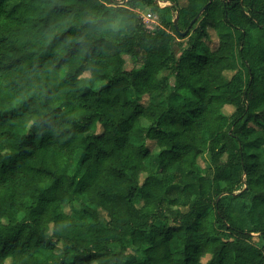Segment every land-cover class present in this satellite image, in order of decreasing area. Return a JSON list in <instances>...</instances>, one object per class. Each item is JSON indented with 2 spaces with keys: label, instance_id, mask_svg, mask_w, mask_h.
<instances>
[{
  "label": "trees",
  "instance_id": "obj_1",
  "mask_svg": "<svg viewBox=\"0 0 264 264\" xmlns=\"http://www.w3.org/2000/svg\"><path fill=\"white\" fill-rule=\"evenodd\" d=\"M183 1L148 0L158 33L167 29L171 35L162 50L153 41L144 46L152 65L146 74H138L141 65L130 50V69L124 57L106 84L66 94V107L88 113L73 127V139L87 132L77 174L80 167L86 171L79 181L54 170L55 156L68 143L57 144L55 132L67 122L65 114L46 113L22 134L16 122L31 105L11 106L16 80L0 86V189L8 186L9 209L27 212L19 224L0 231V256L27 232L37 247L53 253L60 247V258L46 257L43 264H264V115L252 110L264 101V0ZM47 3L52 0H0V80L29 62L30 45L21 35L27 19L17 13L23 6L25 12L39 11L41 19ZM209 31L217 37L214 49L205 43ZM173 37L180 43L172 46ZM238 62L247 70L233 77L241 88L221 91L208 69ZM43 67L42 59L33 71ZM156 69L166 75L156 80ZM230 73L229 68L222 78ZM204 75L212 78L189 83ZM244 83L251 85L246 96L240 95ZM233 105L231 115L222 113ZM141 120L149 123L138 127ZM50 148L51 167L29 166ZM22 174H30V181L18 182ZM44 179L51 185L34 186ZM66 196L67 214L59 208ZM53 214L57 224L70 221L71 240L59 228L51 236L39 234L42 218Z\"/></svg>",
  "mask_w": 264,
  "mask_h": 264
},
{
  "label": "clouds",
  "instance_id": "obj_2",
  "mask_svg": "<svg viewBox=\"0 0 264 264\" xmlns=\"http://www.w3.org/2000/svg\"><path fill=\"white\" fill-rule=\"evenodd\" d=\"M14 2H20V0H14ZM28 3L29 0H23L24 5ZM3 7L11 8L12 3H6ZM41 8L45 9L41 19H37L41 13L33 12L31 8L25 12L22 6L17 13L27 19V23L22 26L21 35L23 41L30 45L27 48L30 58L18 72L0 80V86L6 85L9 80H16L19 88L12 97L11 106L28 108L31 105L29 110L22 112L16 122L18 127L23 129L22 134L34 128L45 118L46 113L59 109L65 114L64 118L67 122L60 124L55 132L59 137L57 144L68 143L67 147L55 156L57 168L54 170L57 174L64 172L68 177L75 176L79 181L86 171V168L80 167L77 174L78 162L83 151L81 140L87 132L73 139V127L74 122L88 113L77 106H73L72 109L66 107V94H79L77 90L96 89L106 84L109 78L116 75V71L130 50L136 52L137 62L141 65L137 69L138 74H146L147 69L152 65L145 59L144 46L153 41L160 44V49L157 50H162V42L166 41L171 33L167 29H162L163 35H160L155 26L146 23L145 17L154 15L153 6L148 3V0H52V3L42 4ZM32 24H35V27H31ZM177 43L180 42L173 37L172 46ZM190 43L186 38L185 47H188ZM42 54H47V59H44ZM42 59L44 67L41 71L34 72L36 64ZM229 68L230 75L227 79H223L225 71ZM208 71L212 73V77L216 78L215 83L223 91L225 86L241 88V82L234 81L233 77H239L242 73L246 76L247 70L241 68L238 62L236 67L221 64ZM153 75L156 80H159L166 73L162 74L159 69H156ZM212 77L192 76L189 83L195 84L197 80L204 83ZM250 86V83H244L240 95L246 96ZM180 94L188 96V92L183 88L180 89ZM245 108H250V105H245ZM236 110V106L233 105L232 112ZM252 110L256 114L264 115V101ZM148 123L149 121L141 120L138 127ZM3 151L7 152L8 149ZM53 151L50 148L47 153H38L29 166L51 167ZM17 181L29 182L30 174H22ZM33 183L36 188L44 189L51 185L52 181L44 179ZM8 194V186L0 189V201H3L0 203V231L19 224L27 217L24 209L7 207ZM22 202L27 205L31 201L26 195ZM69 207V199L66 196L59 208L67 214ZM54 218L55 214L52 217L42 218L39 223V234L51 236L59 228L67 230L62 234L71 240L74 233L70 227V221L64 220L57 224ZM13 242L15 247L0 256V264H43L46 257L60 258L58 253L37 247L36 238L29 240L27 232ZM213 247L215 246L208 248L207 255L211 256ZM47 264H51V260Z\"/></svg>",
  "mask_w": 264,
  "mask_h": 264
},
{
  "label": "rangeland",
  "instance_id": "obj_3",
  "mask_svg": "<svg viewBox=\"0 0 264 264\" xmlns=\"http://www.w3.org/2000/svg\"><path fill=\"white\" fill-rule=\"evenodd\" d=\"M179 4L181 5V6H183L185 3H184V1L183 0H179ZM160 5H162L163 6V4L162 3H160ZM145 21H146V23L147 24H150V25H152V26H155L156 27V21H155V19H152V18H150L149 16H146L145 17ZM205 43L208 45V47L209 48H211V49H214L215 47H216V45H217V37H216V35H215V33L213 32V31H209V39H207V40H205ZM178 54H179V50H178V52H177ZM125 59H126V62H127V64H126V69L128 70V69H130L131 68V66H130V64H129V59H128V57H125ZM230 74H228V76H229ZM232 112V106H225L223 109H222V113L224 114V115H229V113H231ZM147 146L150 148V149H152L153 148V146H154V144L152 143V142H147ZM199 162L203 165V161L200 159L199 160ZM99 214H100V216H101V218L105 215V213L104 212H101V211H99ZM254 237V241L256 242V243H258L259 242V239H258V236L257 235H254L253 236ZM61 251V249H60V247H57V253H59ZM204 261H206V259H204Z\"/></svg>",
  "mask_w": 264,
  "mask_h": 264
},
{
  "label": "water",
  "instance_id": "obj_4",
  "mask_svg": "<svg viewBox=\"0 0 264 264\" xmlns=\"http://www.w3.org/2000/svg\"><path fill=\"white\" fill-rule=\"evenodd\" d=\"M204 9H205V7H204ZM201 12H202V10H201V11L199 12V14L195 17V19L191 22V24H193V22L199 17V15L201 14ZM176 20H177V17H176L175 20H174V25H175L176 30H178ZM186 33H187V30L184 31V32H179V34H180L181 37H184V36L186 35Z\"/></svg>",
  "mask_w": 264,
  "mask_h": 264
},
{
  "label": "built area",
  "instance_id": "obj_5",
  "mask_svg": "<svg viewBox=\"0 0 264 264\" xmlns=\"http://www.w3.org/2000/svg\"><path fill=\"white\" fill-rule=\"evenodd\" d=\"M150 18H152L151 16H149ZM153 19V18H152Z\"/></svg>",
  "mask_w": 264,
  "mask_h": 264
}]
</instances>
